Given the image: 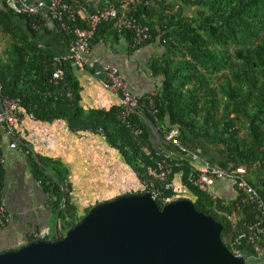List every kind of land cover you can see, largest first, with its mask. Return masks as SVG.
<instances>
[{
    "label": "trees",
    "instance_id": "obj_1",
    "mask_svg": "<svg viewBox=\"0 0 264 264\" xmlns=\"http://www.w3.org/2000/svg\"><path fill=\"white\" fill-rule=\"evenodd\" d=\"M65 1L77 5L76 0ZM108 1L121 6L123 0ZM189 9H193L191 15L186 13ZM135 15L151 27V39L143 45L135 47V35L120 32L117 21L103 23L93 41L125 37L135 47L132 50L155 44L160 50L149 63L151 74L158 79L157 91L141 99L142 108L127 123L119 119L121 107L86 112L80 105L81 87L69 73L67 89L73 96L68 97L63 86L53 81L54 56L39 43L40 33L53 31L40 27L39 17L21 12L20 6H11L9 0H0L2 96L20 99L24 111L40 122L61 120L74 132L102 134L139 177L154 165L145 147L161 158L150 128L157 126L163 136L177 128L182 144L213 148L218 158L210 159L214 163L224 168L246 165L249 183L264 204V0H142ZM62 34L68 43L74 37L71 31ZM152 99L158 109L156 116L151 112ZM134 127L144 130L141 137L133 132ZM32 161L36 178L56 198L60 211L65 205L62 183L66 190L71 189L68 168L53 161L52 175L45 171L47 161L41 165L33 156ZM192 169L198 166L188 160L174 167L169 180L180 176L182 192L177 198H187L186 193L197 210L222 223V240L232 252L235 238L245 225L259 219L261 208L235 185L233 199L211 197L188 182ZM7 178L6 163L0 160V208ZM232 211L237 214L235 222L224 215ZM82 218L69 199L61 229L67 232ZM45 239L52 237L46 235ZM259 244L264 249V237ZM249 250L253 252V247Z\"/></svg>",
    "mask_w": 264,
    "mask_h": 264
},
{
    "label": "crops",
    "instance_id": "obj_2",
    "mask_svg": "<svg viewBox=\"0 0 264 264\" xmlns=\"http://www.w3.org/2000/svg\"><path fill=\"white\" fill-rule=\"evenodd\" d=\"M19 1L9 0V4L15 7ZM21 1L35 4L39 0ZM75 2L76 7L87 11L104 8L109 4L108 0H76ZM39 43L49 54L59 56L69 52L71 42L68 43L62 33L53 31L40 33ZM154 46L155 53L159 52L157 45ZM132 48L135 47L130 46L125 37L100 39L93 43L84 69L69 67V75L81 87L80 105L86 112L110 111L115 107H121V94L107 88L102 64L120 68L132 92L141 98L157 91L158 81L148 69L149 62L155 54L132 50ZM150 129L157 151L178 154L173 145L164 141L157 126H152ZM12 133L13 135H10L5 128L1 133L3 155L8 169L4 206L11 219L0 230V249L19 248L31 238L32 232L39 231L50 236L53 230L58 228V217L64 207L59 211L56 198L46 192V187L36 178L32 156L37 160L39 158L41 165L43 161H47L49 166L46 169L51 171L52 175L55 173L53 161L60 162L63 167L68 168V182L71 189L67 191L80 216L100 202L99 198L109 200L120 195L113 194V190L116 189L108 194L113 183L105 181L107 174L104 169L112 171L114 166L119 165L127 173L131 167L118 150L107 144L102 134L74 132L64 121L43 123L29 116L22 117ZM15 138L22 142L19 143L18 148L12 145L17 141ZM43 140L49 148L40 143L44 142ZM188 147L199 153L202 158L218 160L213 148H205L197 143H192ZM219 162L222 163L220 159ZM136 175L139 180V175ZM175 182L180 184L179 176L175 177ZM214 190L218 196L227 200L233 199L237 194L234 184L230 181H219ZM246 257L248 264H264V249L260 254L248 253Z\"/></svg>",
    "mask_w": 264,
    "mask_h": 264
},
{
    "label": "water",
    "instance_id": "obj_3",
    "mask_svg": "<svg viewBox=\"0 0 264 264\" xmlns=\"http://www.w3.org/2000/svg\"><path fill=\"white\" fill-rule=\"evenodd\" d=\"M62 187L65 209L69 193ZM63 210L55 238H29L0 253V264H248L225 246L223 224L190 198L160 207L149 192L117 195L96 203L67 232L60 225Z\"/></svg>",
    "mask_w": 264,
    "mask_h": 264
},
{
    "label": "built area",
    "instance_id": "obj_4",
    "mask_svg": "<svg viewBox=\"0 0 264 264\" xmlns=\"http://www.w3.org/2000/svg\"><path fill=\"white\" fill-rule=\"evenodd\" d=\"M141 1L123 0L121 6L108 4L106 7L94 11H87L86 9L76 7L65 0H39L35 4L20 0L17 4L20 6L21 12L31 17H39L40 27L45 25L50 30L60 33L71 31L74 35L70 43L69 52L54 56L53 59L55 68L53 81L57 85H62L64 92L67 91L68 97H72V92L67 89L66 83L68 66L82 69L86 67L87 55L92 49L97 31L103 23L117 21V28L120 32H132L135 35V47L143 45L151 39V27L139 21L135 15ZM35 27L40 28L38 25H35ZM102 69L106 76L107 88L121 94L122 102L119 119L127 123L142 108V98L132 92L120 68L109 64H102ZM2 92L3 87L0 84V160L2 163H5L6 159L3 155V141L1 137L2 130L5 128L12 135L13 128L22 117L29 116L31 119H36V117L24 111L20 99L3 97ZM151 112L154 116L158 114V109L153 99ZM133 132L138 137H141L144 130L134 127ZM179 137L180 132L177 128L171 129L163 136L164 141L173 145L178 154L166 151L159 152L161 158L157 159L152 150L147 147L144 148L146 153L154 160V165L149 166L140 174L144 191L151 193L154 200L161 207L177 199V196L182 192V186L176 183L175 180L170 181L169 179L173 174L174 167L183 160H188L198 166V169L191 170L187 178L188 182L198 189L207 192L213 198L217 197L214 190L216 183L219 181L232 182L238 191L245 194L253 203H257L261 208L259 219L252 224L245 225L243 231L235 238L232 243V253L237 257L248 256V253L251 255L260 254L263 251L259 241L264 237V204L258 192L249 183L247 178L248 167L246 165H239L235 168H224L210 159L202 158L199 153L192 151L187 145L182 144ZM40 143L49 148V145L45 141ZM12 145L18 148L19 142L14 141ZM164 192H170L174 196L166 195ZM224 215L232 222H235L237 219L235 211L225 212ZM10 219L11 215L8 213L7 208L4 205L1 206L0 230ZM31 238L33 240H45L46 235L39 231H34L31 233ZM244 245L246 247L243 248ZM248 247H253V252Z\"/></svg>",
    "mask_w": 264,
    "mask_h": 264
},
{
    "label": "rangeland",
    "instance_id": "obj_5",
    "mask_svg": "<svg viewBox=\"0 0 264 264\" xmlns=\"http://www.w3.org/2000/svg\"><path fill=\"white\" fill-rule=\"evenodd\" d=\"M186 13L188 15H191L193 13V9L187 10ZM141 50H143L144 52L155 54V46L154 45H150V46H148L144 49H141ZM149 67H150V65L148 66V69H149V72L151 73ZM154 79H156L158 81L157 78L154 77ZM104 172H106V174H107V179L105 181L113 183L111 189L108 192L109 195L113 189H116V190H113V192H114L113 194L117 193L120 195L126 194V193H134V192H138V191H144L143 184H142L140 178L138 180L136 172H134V170L132 168L129 169V171L127 172L128 174L126 173L125 169L120 167L119 165L114 166V169L112 171L104 169ZM184 195L187 198H190L186 193ZM99 201L103 202L106 200L105 199L102 200L99 198ZM56 236H57V229L56 230L54 229L53 232L51 233L50 237H52V239H53Z\"/></svg>",
    "mask_w": 264,
    "mask_h": 264
}]
</instances>
